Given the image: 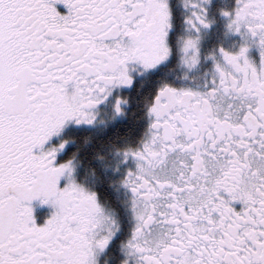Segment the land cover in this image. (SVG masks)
Instances as JSON below:
<instances>
[{"label":"snow or ice","instance_id":"snow-or-ice-1","mask_svg":"<svg viewBox=\"0 0 264 264\" xmlns=\"http://www.w3.org/2000/svg\"><path fill=\"white\" fill-rule=\"evenodd\" d=\"M0 264H264V0H0Z\"/></svg>","mask_w":264,"mask_h":264}]
</instances>
